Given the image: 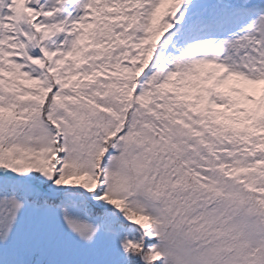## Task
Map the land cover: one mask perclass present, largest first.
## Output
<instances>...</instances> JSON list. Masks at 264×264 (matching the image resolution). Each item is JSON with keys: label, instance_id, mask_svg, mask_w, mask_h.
Masks as SVG:
<instances>
[{"label": "snow or ice", "instance_id": "6c2138e0", "mask_svg": "<svg viewBox=\"0 0 264 264\" xmlns=\"http://www.w3.org/2000/svg\"><path fill=\"white\" fill-rule=\"evenodd\" d=\"M0 264H264V0H0Z\"/></svg>", "mask_w": 264, "mask_h": 264}]
</instances>
